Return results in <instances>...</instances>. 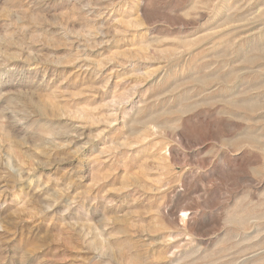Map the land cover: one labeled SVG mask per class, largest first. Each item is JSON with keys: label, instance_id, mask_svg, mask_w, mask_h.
<instances>
[{"label": "rangeland", "instance_id": "rangeland-1", "mask_svg": "<svg viewBox=\"0 0 264 264\" xmlns=\"http://www.w3.org/2000/svg\"><path fill=\"white\" fill-rule=\"evenodd\" d=\"M0 264H264V0H0Z\"/></svg>", "mask_w": 264, "mask_h": 264}]
</instances>
